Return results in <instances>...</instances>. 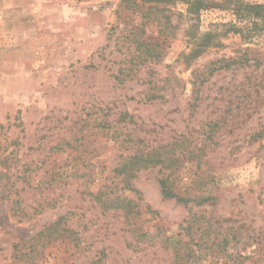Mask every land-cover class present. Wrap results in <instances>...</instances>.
<instances>
[{
	"label": "rangeland",
	"instance_id": "1",
	"mask_svg": "<svg viewBox=\"0 0 264 264\" xmlns=\"http://www.w3.org/2000/svg\"><path fill=\"white\" fill-rule=\"evenodd\" d=\"M139 3L0 0V264H264V31ZM151 150L166 165L123 189L120 165ZM164 175L210 199L164 197ZM106 184L158 214L104 207Z\"/></svg>",
	"mask_w": 264,
	"mask_h": 264
},
{
	"label": "trees",
	"instance_id": "2",
	"mask_svg": "<svg viewBox=\"0 0 264 264\" xmlns=\"http://www.w3.org/2000/svg\"><path fill=\"white\" fill-rule=\"evenodd\" d=\"M177 1H182L186 4L185 13L180 12L179 15L184 16L189 21L198 20L203 9L218 7L231 10L235 19L221 24L225 29V34L232 32L234 34H240L244 40H251L256 34L264 31V3L250 2L247 0H122V2L131 6L140 5L139 2L142 4L154 3L156 9L160 11L166 10L165 7L160 9V5L174 4ZM165 19L167 23H169L170 17L168 15ZM217 26H220V24ZM217 34L216 31H209L191 35L190 42L192 46L189 53L183 54L185 59L190 62L192 58L200 56L207 47L218 45L219 42L215 40ZM226 65L230 66L231 62H227ZM192 83L195 87L194 92H199V88L196 87L197 78L193 80ZM202 83L203 81L200 82V85ZM262 136H264V126L254 134V138L258 139ZM157 155V150H151L146 153H136L128 157L127 161L122 163L118 168V174H123L121 180L124 184L123 189H130L137 192L138 190L134 187L132 179L136 176L138 170L153 165L155 166L162 162L164 163L163 165H166L165 161L161 160ZM159 184L164 197L176 198L185 205H189L190 203L203 205L210 199L209 196H206V192L201 194L180 195L173 188L169 175L162 176V178L159 179ZM117 188L118 184L112 187L106 184L100 188L97 197L104 207L122 210L125 217L130 220L135 218L134 216L142 210H144L145 214H158L157 210H154L150 205L142 202L141 196L135 199L125 194L118 193ZM176 251L179 250L176 248Z\"/></svg>",
	"mask_w": 264,
	"mask_h": 264
}]
</instances>
